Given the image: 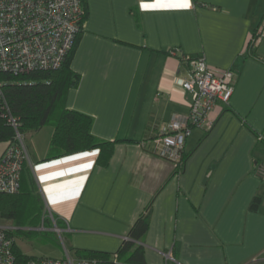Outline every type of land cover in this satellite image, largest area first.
Returning <instances> with one entry per match:
<instances>
[{
  "label": "crops",
  "instance_id": "0c3cea01",
  "mask_svg": "<svg viewBox=\"0 0 264 264\" xmlns=\"http://www.w3.org/2000/svg\"><path fill=\"white\" fill-rule=\"evenodd\" d=\"M84 2L71 60L80 78L64 103L91 115L92 132L114 146L105 161L98 148L48 158L53 125L27 132L26 173L44 204L34 227L53 225L50 210L73 255L116 252L148 212L146 264H264V38L250 43L264 0ZM184 54L233 69L235 81L212 127L192 128L178 171L154 139L189 113L191 95L176 82L189 74Z\"/></svg>",
  "mask_w": 264,
  "mask_h": 264
},
{
  "label": "built area",
  "instance_id": "2783aa9c",
  "mask_svg": "<svg viewBox=\"0 0 264 264\" xmlns=\"http://www.w3.org/2000/svg\"><path fill=\"white\" fill-rule=\"evenodd\" d=\"M83 10L82 0H0V73L60 66L81 27ZM263 38L264 18L250 43L256 46ZM183 56L189 59V74L176 77V82L191 95L189 113L185 118L173 115L154 139L159 155L172 159L176 167L192 128L212 127L214 113L218 106L229 103L235 81L233 69L214 67L204 55ZM0 118L15 128L0 156V192L13 193L20 189L22 169L31 160L26 135L19 128V119L11 110L1 80ZM46 213L65 245V254L32 257L27 264H97L96 258L73 255L65 244V228L58 225L59 218L50 210ZM45 228L44 223L37 227ZM14 241L10 228L0 226V264H16ZM113 258L118 261L117 251Z\"/></svg>",
  "mask_w": 264,
  "mask_h": 264
},
{
  "label": "trees",
  "instance_id": "16d2710c",
  "mask_svg": "<svg viewBox=\"0 0 264 264\" xmlns=\"http://www.w3.org/2000/svg\"><path fill=\"white\" fill-rule=\"evenodd\" d=\"M82 4L84 10L81 27L60 66L18 74L1 72L0 80L11 110L19 119V128L25 135L28 131L39 130L45 124L53 125L54 131L51 136L48 158L77 150L98 148L100 151L98 159L105 161L112 153L114 142L100 139L92 132L91 115L68 108L64 103L66 92L70 87L77 85L80 78L79 72L72 68L71 60L86 16L84 0ZM182 59L185 63L189 60L185 56ZM14 133V126L4 118H0V141L9 142ZM186 157L187 152L183 150L179 166L176 167L178 171L182 168ZM26 172L28 169L24 166L21 173V187L17 192H0L1 214L12 218L15 224L19 225L16 229H10V234L14 237L17 235L31 236L38 232L39 230L32 228L25 229L24 225H38L44 214L42 199L35 192L32 185L33 180ZM258 202L259 200L255 201L253 206L256 207ZM148 224V212L136 219L129 235L124 238L117 250L118 261L114 260L113 252L109 251L78 249L76 253L79 256L96 258L97 264H146L143 246L139 240L147 231ZM58 225L63 226L59 219ZM13 248L16 264H27L30 258L36 257L25 253L17 244L16 239Z\"/></svg>",
  "mask_w": 264,
  "mask_h": 264
},
{
  "label": "rangeland",
  "instance_id": "374dc122",
  "mask_svg": "<svg viewBox=\"0 0 264 264\" xmlns=\"http://www.w3.org/2000/svg\"><path fill=\"white\" fill-rule=\"evenodd\" d=\"M1 215L0 212V226L4 225L7 221ZM25 229L32 228L33 230H39L31 236L17 235L16 242L21 249L28 254H32L36 257L45 256H62L65 254V245L60 239L59 233L54 229L53 225L45 230L37 229L34 226L24 225ZM42 231V232H41ZM65 244L70 249L68 241Z\"/></svg>",
  "mask_w": 264,
  "mask_h": 264
}]
</instances>
